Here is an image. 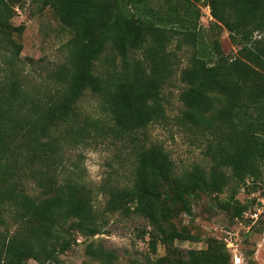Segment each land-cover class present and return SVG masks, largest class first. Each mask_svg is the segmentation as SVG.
I'll return each mask as SVG.
<instances>
[{
    "label": "trees",
    "instance_id": "16d2710c",
    "mask_svg": "<svg viewBox=\"0 0 264 264\" xmlns=\"http://www.w3.org/2000/svg\"><path fill=\"white\" fill-rule=\"evenodd\" d=\"M17 2L0 0V41L15 55L21 45L12 32L23 30V25L10 23ZM164 4L165 9L152 5V0H42L70 31L69 52L55 71L57 95L44 102L39 99L32 113L22 112L27 96L15 82L0 87V204L14 223L13 228L0 227V264L58 262V254L75 242V233H99L87 186L75 177L61 176L66 162L59 152L65 139L55 131L75 117L77 102L87 90L100 98L116 133L136 134L159 119L164 110L161 84L168 70L165 58L153 56L147 70L129 57L149 38L161 43L168 26L194 47L189 64L181 70L184 89L179 99L183 118L218 137L213 162L208 169L195 165L172 180L173 164L163 149L139 142L132 184L111 186L104 210L142 216L150 226L153 252L158 242L166 248L164 256L148 255L131 264H231L219 240H210L213 244L201 250L173 246L181 232L172 220L181 212L191 214V199L200 192L219 193L231 180L233 193L223 207L232 211V218L246 211L247 204L234 195L248 179L258 177L264 164V0H208L213 18L210 44L198 31L200 11L191 0ZM223 30L237 48L233 55L220 47ZM106 52L112 59L118 56L120 65L98 73L95 64ZM13 142L25 150L11 152ZM6 151L31 166L17 168L15 176ZM19 176L32 180L37 189L30 193L26 184L16 181ZM88 248L92 264H117L114 250L93 244Z\"/></svg>",
    "mask_w": 264,
    "mask_h": 264
},
{
    "label": "rangeland",
    "instance_id": "374dc122",
    "mask_svg": "<svg viewBox=\"0 0 264 264\" xmlns=\"http://www.w3.org/2000/svg\"><path fill=\"white\" fill-rule=\"evenodd\" d=\"M193 7L200 11L199 33L210 44L209 31L213 21L208 0H191ZM165 0H152V5L165 9ZM10 23L23 25L20 34L12 32V38L20 43V53L0 41V87L11 82L17 84L20 93L27 96L23 106L25 113H32L34 103L44 102L57 95L59 84L55 71L66 62L70 31L59 21L50 7L42 5V0H18L12 8ZM174 26L163 28L166 36L159 43L152 38L142 48L130 54L129 61L138 60L149 70L151 58L164 56L168 68L161 84L163 115L144 131L131 135L114 132L109 113L102 101L87 90L78 100L77 114L58 126L56 135L62 136L60 154L66 167L61 176L75 177L85 184L92 197L97 213L99 233L89 236L75 233V242L63 253L58 254V262L48 264H92L88 245H102L118 255L117 264H131L150 256H164L166 248L158 242L153 252L150 244V226L145 218L133 213L105 212L106 191L111 186L126 187L132 184L138 143L158 145L173 164L172 180L181 178L195 165L208 169L213 162L211 154L216 145V134L203 126H197L183 118L184 105L179 99L184 89L181 70L189 64L194 47L175 31ZM228 33L223 30L219 43L225 54L236 52ZM114 59V62H112ZM106 52L95 64L96 72H103L120 65V58ZM21 99L19 98V102ZM17 108V106H16ZM11 152L25 150L15 147ZM9 155L6 162L12 163L18 174L19 167L31 166L26 159ZM32 163V165H34ZM16 170V171H15ZM256 179H248L234 195L241 204H247L241 217L232 218V211L223 207L230 201L235 182L230 181L219 193H202L191 199V214L181 212L173 218L180 236L173 246L182 251L207 249L210 240L225 244L231 264H264V164ZM23 176V175H22ZM18 182L26 184L30 193L37 189L32 180L19 176ZM0 227L13 228L9 210L0 204ZM213 244V242H212ZM30 264H38L29 260Z\"/></svg>",
    "mask_w": 264,
    "mask_h": 264
}]
</instances>
